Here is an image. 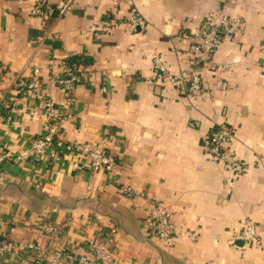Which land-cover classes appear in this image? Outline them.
Here are the masks:
<instances>
[{
	"label": "crops",
	"instance_id": "0c3cea01",
	"mask_svg": "<svg viewBox=\"0 0 264 264\" xmlns=\"http://www.w3.org/2000/svg\"><path fill=\"white\" fill-rule=\"evenodd\" d=\"M33 2L0 0V91L14 103L0 105V145L17 152L46 127L35 100L15 95L17 78L38 70L45 90L63 103L66 94L50 79L61 57L74 58L84 80L61 133L80 142L111 135L116 166L91 170L81 155L6 161L0 232L79 256L91 241L110 237L118 246L110 264H264V0H74L71 11L57 18L53 9L46 19L30 14ZM132 9L149 22L146 29L127 25ZM221 15L240 22L200 68V90L154 78L156 53L174 73L193 69L191 45L205 21ZM222 126L230 129L226 146L248 166L244 174L204 150ZM125 185L144 195L125 196ZM151 198L171 211L180 233L173 249L148 231ZM43 222L62 232L45 235ZM248 222L260 242L242 240ZM36 261L26 253L0 264Z\"/></svg>",
	"mask_w": 264,
	"mask_h": 264
},
{
	"label": "built area",
	"instance_id": "2783aa9c",
	"mask_svg": "<svg viewBox=\"0 0 264 264\" xmlns=\"http://www.w3.org/2000/svg\"><path fill=\"white\" fill-rule=\"evenodd\" d=\"M73 5L74 0H34L30 14L34 17L46 19L55 9L57 18H60L71 11ZM238 22H240L238 17L234 18L226 15L205 21V28L200 32L198 40L191 45L190 50L195 65L193 69H182L174 73L168 69L158 53L154 54V78L167 79L176 88H180L183 83L188 82L190 91L200 90L202 88L200 68L207 62L211 53L223 42V39L234 34ZM148 24L149 22L136 9L130 10L127 25L133 31L144 30ZM262 63L264 66V57ZM59 64L61 71L54 74L50 82L55 86H59L66 94V100L63 103L55 100L45 90L43 82L38 77V70H35L28 77L20 76L17 78L15 95L32 97L41 113L46 117L47 123L45 130L40 135L28 139L26 143L23 142L17 152L11 151L6 145H0V169L3 163L8 160L18 162L32 157L37 161L49 162L60 158L61 155L70 158L81 155L84 158L85 166L91 170L111 171L116 166L115 155L109 147L111 135H105L95 141L80 142L68 140L61 133L64 123L74 119L72 109L77 102L75 92L77 86L83 82L84 77L82 70L71 63L67 57H61ZM5 73V66L0 64V78ZM0 105L5 109H12L14 106L12 96L0 91ZM229 132L230 129L226 126L215 129L211 133L209 141L205 144L204 150L212 158L223 162L229 170L244 174L248 171V166L226 146ZM261 162L264 165V156L261 157ZM9 179L10 176L6 171L0 172V187L5 185ZM121 189L127 197L144 195L132 186L125 185ZM148 209V231L163 249H173L180 233L172 220L170 209L163 201L156 198L149 200ZM39 228L45 235L52 237L58 236L62 232L59 225L51 222H43L39 225ZM190 237L196 239L197 235L191 233ZM241 238L245 243L261 241L255 225L251 222L246 224ZM117 247L110 237H102L88 243L87 254L79 256L65 247L49 250L40 242L29 239L14 240L0 232V260L14 259L29 253L37 257V264H110L117 254ZM47 255L51 256V260L44 261Z\"/></svg>",
	"mask_w": 264,
	"mask_h": 264
},
{
	"label": "trees",
	"instance_id": "16d2710c",
	"mask_svg": "<svg viewBox=\"0 0 264 264\" xmlns=\"http://www.w3.org/2000/svg\"><path fill=\"white\" fill-rule=\"evenodd\" d=\"M70 62L71 63H76V59L72 58V59H70Z\"/></svg>",
	"mask_w": 264,
	"mask_h": 264
}]
</instances>
